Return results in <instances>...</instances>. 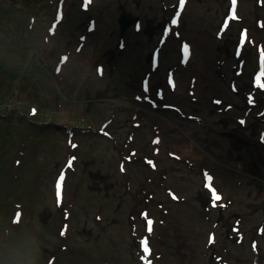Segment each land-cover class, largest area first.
Wrapping results in <instances>:
<instances>
[{
	"label": "rangeland",
	"instance_id": "1",
	"mask_svg": "<svg viewBox=\"0 0 264 264\" xmlns=\"http://www.w3.org/2000/svg\"><path fill=\"white\" fill-rule=\"evenodd\" d=\"M18 1V5L27 8L40 6V1L42 0H0V15L6 10L3 7L7 8L12 2ZM62 1H65L63 10L65 18L58 26L57 33H59V36L54 39L47 51H45L42 44L36 47L38 43L37 37L40 35L39 29L30 42L25 43L22 39V30L26 27L28 14L20 15L21 13L17 12L13 15V19L3 20V18H0V57L4 64L0 81V115L8 114L10 115L9 120L11 121L12 119V124L4 123L0 132L3 133V137H0V144L2 145L3 142V150H0V238L1 228L9 223L14 203L22 201L24 213L21 225L17 229L22 230L23 228V231L32 232V236H30V232H25L23 237L32 240L34 245H38L42 256L49 253L52 247L59 246L62 242L70 244L71 241L72 246L67 245L68 249L73 247L81 251L84 249L91 251L90 253L96 260V264H100L101 262L99 261L104 259L110 261L111 264H137L138 257L135 253L134 240L128 234L130 226L128 214L134 207L133 203H136V200H133L134 195L139 191V185L142 186V183H147L143 182V179L144 175L149 172L143 165L135 164L137 160L130 166L132 177L130 190L127 192L125 183L128 176L117 168L119 156L111 148L112 144L99 135L89 134L85 137L81 136L77 139L80 142V161L75 163L74 171L64 175L65 179L63 182L65 183L66 193L63 207L58 212L53 206V181L54 185L58 182L60 176L56 177V179L54 178L59 168L62 165H66L68 161L66 159L68 151L66 147V125H76L82 116H87L98 126L102 120L109 116L112 111L113 93H116V90L119 93L122 90L125 91L126 88L124 86L129 85L130 82V77L125 71L127 69L124 66L125 61H120V59L128 58L132 50L137 47L133 43L134 39L128 38L127 48L121 58L116 47L117 40L116 42L113 40V38H117L115 31L114 36H108L110 29L113 27V18L111 16L117 17L120 12L118 7L119 0ZM121 1L126 2L127 0ZM209 1H190L187 11L182 17V23L185 21L189 23V26L183 28L184 37H192L190 31L192 30L191 24L193 22L195 25L202 23L206 17L208 23L214 22L215 17L212 16H214L218 5L213 3L214 12H211L207 8ZM55 2L57 3V0ZM87 2H92L89 3L91 9L89 12L83 11L81 8ZM45 5L44 3L43 9L37 16L40 22L49 17L52 11L54 12L55 4ZM104 7H108V9ZM111 7H114L113 14L110 13ZM154 7L155 12L153 14L147 11L148 8H145L146 11L143 8H139L137 11L145 21L143 32L146 31L145 34L142 32L139 35L142 36L146 45L140 49V56H143V49H146L147 45H150L151 48L154 44L152 42L154 32L150 33V29L157 30V32L160 31V26H157L169 13L158 5ZM242 9L246 12L248 11V19H252L251 15L254 13L253 0L250 3L249 0H245ZM108 12L109 15L107 14ZM90 14L97 17L98 31L88 36L86 45L79 52L77 47L74 46L77 43L78 34L84 31V29H81L84 17L88 18ZM198 15L200 17L196 20ZM147 17L149 18L148 20L146 19ZM44 23L48 25L47 22L44 21ZM202 25L204 24L202 23ZM204 27L206 29L214 28V24L204 25ZM181 28H179L180 31ZM211 31H214V29ZM157 32L155 35H157ZM72 37L75 38V42L73 43V49L67 65L61 73L63 74V79L57 80L58 76H56L55 86L54 79L50 73L52 62L61 48V42L67 43V40ZM175 38L176 36L171 34L170 39L172 40L167 43L169 49L172 48L171 45ZM199 38L200 40L197 43L195 42L194 45L195 56L192 63L188 69H183L184 73H180L179 80L180 85L184 87L186 85V76L191 74L190 70L199 73L200 81L203 82L200 90L202 95L208 100L210 95L214 93V89L217 90L216 92L221 91L224 94L225 90H223L221 84L214 88L215 82L219 81L214 71V60L218 53L213 50V42L209 36L203 35ZM220 43L222 50L229 51V38L220 41ZM109 50L110 52L107 53ZM111 51H115L114 56L110 55ZM16 55L18 56L15 57ZM109 55L111 59L110 57L107 58L105 76L99 80L93 74L94 66L99 57H107ZM19 56L22 63L25 62V69L21 75L30 70L29 72L35 75L36 80L38 79L41 82L40 91H42V97L37 101L41 111L40 118L49 122L46 126L48 131L43 135L35 130L36 123L25 115V111L20 109L26 102H36L37 90H33L31 93L28 92V88L32 87L33 80H29V87L26 88L27 82H25L26 87L22 84L23 76H18L16 80L13 79L14 70L17 69L16 59L18 60ZM169 57H172V53L164 51L163 60L165 61ZM136 58V64H140V58L137 53ZM141 61L144 64L143 58ZM252 67L254 66L252 65ZM108 84H111V93H107L104 90ZM54 96L64 101L61 108L57 109L53 105ZM55 115L56 118L54 117ZM126 115V113H123L121 118ZM150 117L153 116L149 115L148 120H151ZM155 117L157 116L155 115ZM24 135L29 138L27 144L24 138L22 147V150L27 154L19 167L20 178L12 181L11 172L16 170L12 167L13 160L19 156ZM151 135L148 128L145 130V135H138V142L146 153L150 151V148L147 147V140H149ZM205 155V159L210 157L207 153ZM162 163L165 165L166 159L162 158ZM212 164L215 168H218L215 163ZM218 174L220 185L225 188L233 185V182L225 172L218 170ZM261 183H264V181L262 180ZM259 186L260 184L257 180L255 184L251 182L250 188L257 190ZM198 188L196 186L192 189L198 190ZM73 192L76 195H73ZM227 192L230 193V191ZM185 195L188 200L183 204L186 205L182 207L181 204L175 205V207L172 206L174 211L169 216H166L165 220V223L168 220L170 222L173 220L172 225L176 227L173 232L177 233V235L182 234L183 239L180 241L173 240V232L170 228H163L158 222V226L161 228L156 226V229L161 232L163 239L157 240L154 238L152 243L156 251L158 249L161 250L158 252H165L166 258L164 257L163 259L162 257L160 262H166L167 264L169 262L171 264H211L209 257L203 254L208 222L200 217L201 211L199 212V208L202 210V206L200 201H191L192 195L189 194V189L185 192ZM73 197H75V202L72 203ZM137 204L139 208L147 206L146 201L139 199ZM101 206L104 208L102 214L108 224L106 228H109V224H111L110 229L116 232H118V229L124 230L126 228L128 238L122 237L118 239L121 244L118 249H110L105 242L90 249V245H93L92 240L96 236V230L92 229L94 224L87 217L89 214L91 216L94 214L95 216V213H97L96 209ZM193 206H196V208L192 209ZM184 208L191 210L184 215L175 213L177 211L182 213ZM157 209L150 210L148 214H155L154 210L156 213L161 211ZM214 215L213 218H218L219 216L218 214ZM156 218L159 219V216L156 215ZM114 220H116L115 224H113ZM45 227L46 229H44ZM60 227L63 232H68V239H58L57 233L59 234ZM141 227L142 232H144V224ZM13 238L14 236L11 234L7 239H0L2 245L4 241L8 242V245H3L4 247L0 244V264H27V260L31 258L30 250L33 249H28L30 242L25 243L23 249L26 250H22L19 248L22 238L20 241L16 240L15 243H12ZM127 242L128 244L125 246ZM103 244L104 246H102ZM199 244L202 246V254L198 252ZM234 247L239 248L235 245ZM9 251H13V254ZM242 251L245 252L243 249ZM61 255L63 257L60 264H76L77 261L70 256V251L62 252ZM250 260L251 256L243 259L244 264H250ZM156 263L160 264L159 262ZM236 264L240 263L236 262Z\"/></svg>",
	"mask_w": 264,
	"mask_h": 264
},
{
	"label": "snow or ice",
	"instance_id": "2",
	"mask_svg": "<svg viewBox=\"0 0 264 264\" xmlns=\"http://www.w3.org/2000/svg\"><path fill=\"white\" fill-rule=\"evenodd\" d=\"M235 4H236V0H232L233 8L235 7ZM184 7H185V0H179V8H180V9H183ZM175 15H176V17H180L181 12H180V11H177V12L175 13ZM232 16H233V18H235V11H233ZM177 23H178V20H177V19L174 18V19L171 20V24H172V25H176ZM225 27H227V21L225 22ZM168 31H170V30H166V31H165V35L168 34ZM245 41H246V34H242L239 43H240L241 45H243V44L245 43ZM184 54H185V57H186V58H187L188 55H189V46H188L187 44L184 45ZM237 54L239 55V52H238ZM260 60H261L262 65H264V51H262V52L260 53ZM261 77H264V69H262V71L260 72V74L257 75L256 78H255L256 86H257L258 88H260V89H264V83L261 82ZM253 102H254L253 99L250 98V99H249V103L251 104V103H253ZM217 103H219V102L217 101ZM241 123H243V121H241ZM73 159H74V158H73ZM71 163H72V162L69 161V166H71ZM207 178H208L209 181L212 180V177H210V176H208ZM64 179H65V177H64V175H63V173H62V174L60 175V177H59L58 182H57L56 185H55V190H56V196H57V202H58V203L60 202V197H61V187H62V183H63ZM206 187H208V188L211 189V200H212V204H213V206H215V205H216V202L221 200V196L217 194V192H216V190H215L214 188H211V185H210V184L206 185ZM173 199H176V197H173ZM143 215H146V214H143ZM98 219H99V218H98ZM152 225H153V221H152L151 219H148V220H147V231H148L149 233H151L152 230H153ZM210 242H211V241H210ZM141 244H142V246H143V247H142V251H143L146 255L149 254V253H150V249H149V247H148V241H147V239L142 240V241H141ZM254 247H255V245H254ZM149 264H150V262H149Z\"/></svg>",
	"mask_w": 264,
	"mask_h": 264
},
{
	"label": "trees",
	"instance_id": "3",
	"mask_svg": "<svg viewBox=\"0 0 264 264\" xmlns=\"http://www.w3.org/2000/svg\"><path fill=\"white\" fill-rule=\"evenodd\" d=\"M19 4V1L18 2H12L11 4H10V6H8L7 8H4L3 7V9L5 10V11H3V13L0 15V18H3V20L4 19H8V20H10V19H13L14 17H13V15L15 14V13H17V12H20L21 14L20 15H25V12H26V9H29V11H33L34 9H33V7L32 6H30V7H27V8H25V7H22V6H20V5H18ZM27 23V22H26ZM23 31V30H22ZM22 39L24 40V38H23V36H22ZM30 40V39H29ZM25 43H28V42H26V41H24ZM18 55H16L15 57H17ZM2 58L0 57V81H1V79H2V71H3V68H4V64L2 63ZM16 61H17V69L16 70H14V74H13V79H15L16 80V78H18V76H23V78H22V82L24 81V82H26L27 81V83H29V80H30V76L32 75V76H35V75H33L32 73H30L29 71L30 70H28V71H26V73L24 74V75H21L22 73H23V71H24V65H25V62L24 63H22V60L20 59V56L18 57V60L16 59ZM24 82L22 83V84H24ZM19 106V105H18ZM1 116V115H0ZM10 116L8 115V114H3L1 117H0V132L2 131V126L4 125V123H9L8 125H10V124H12V121H11V123H10V120H8V118H9ZM11 119V118H10Z\"/></svg>",
	"mask_w": 264,
	"mask_h": 264
}]
</instances>
